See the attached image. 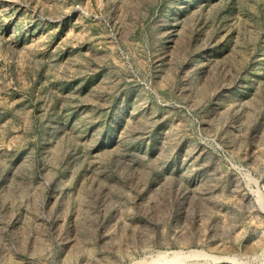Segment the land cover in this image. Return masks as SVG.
Instances as JSON below:
<instances>
[{"label":"rangeland","instance_id":"374dc122","mask_svg":"<svg viewBox=\"0 0 264 264\" xmlns=\"http://www.w3.org/2000/svg\"><path fill=\"white\" fill-rule=\"evenodd\" d=\"M262 261L264 0H0V264Z\"/></svg>","mask_w":264,"mask_h":264},{"label":"bare ground","instance_id":"6f19581e","mask_svg":"<svg viewBox=\"0 0 264 264\" xmlns=\"http://www.w3.org/2000/svg\"><path fill=\"white\" fill-rule=\"evenodd\" d=\"M178 259H180V258H178ZM261 264H264V261H262V263Z\"/></svg>","mask_w":264,"mask_h":264}]
</instances>
